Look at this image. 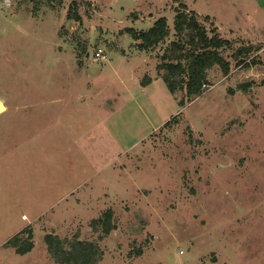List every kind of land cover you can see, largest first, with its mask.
I'll list each match as a JSON object with an SVG mask.
<instances>
[{"label": "rangeland", "instance_id": "rangeland-1", "mask_svg": "<svg viewBox=\"0 0 264 264\" xmlns=\"http://www.w3.org/2000/svg\"><path fill=\"white\" fill-rule=\"evenodd\" d=\"M179 12L229 42L200 95L164 78L172 43L191 47ZM160 17L164 41L134 37ZM0 100V151L59 127L7 152L3 212L31 219L37 187L65 185L0 264H61L47 235L96 243L98 264H264V0H0Z\"/></svg>", "mask_w": 264, "mask_h": 264}, {"label": "trees", "instance_id": "trees-1", "mask_svg": "<svg viewBox=\"0 0 264 264\" xmlns=\"http://www.w3.org/2000/svg\"><path fill=\"white\" fill-rule=\"evenodd\" d=\"M175 29L181 34V38L182 33L185 30L188 31V43L191 47L185 50V44L180 43V41L172 43L173 49L169 50V53L166 52V57L171 59L173 54H176V57H174L175 61L164 63L163 67L167 70L164 78L171 92L184 87L189 96L200 95L204 92V86L207 84L210 68L219 64L226 74L229 73V62L220 52V48L224 44L228 45L229 42L216 35L209 37L207 30L195 18H189L183 12H179L176 16ZM167 35V19L160 17L147 31L135 33L134 37L136 39L141 38L143 43L154 47L164 41ZM106 217L103 224L105 225V232L108 233L111 227L108 216ZM22 232L12 237L10 242L17 246L19 253L25 254L32 249L33 245L32 243L23 244L21 242ZM46 239L49 243V250L61 264H98L101 258L100 249L94 242L78 239L66 242L53 235H47Z\"/></svg>", "mask_w": 264, "mask_h": 264}, {"label": "crops", "instance_id": "crops-1", "mask_svg": "<svg viewBox=\"0 0 264 264\" xmlns=\"http://www.w3.org/2000/svg\"><path fill=\"white\" fill-rule=\"evenodd\" d=\"M6 110H7V105H6ZM37 117L38 116L36 115H31V117H29L26 120L25 124L32 119H37ZM36 123L37 122H32L31 126L28 127L29 132L24 136L23 139L20 140L15 139L16 142H14L12 145L10 144L6 145L3 148V150L0 151V229L1 231L4 230L6 233L5 234L6 238L1 240L0 247H3L4 244L12 245L15 247V245L10 242L11 238L14 237L17 233L23 231L27 227V225L31 224L32 222H35V220H37L38 218H41L42 215L45 214V212L49 209V206L53 205V203L60 201L62 195L64 194L65 185L64 182H62V178H63L62 175L60 180L49 183V187L47 185L42 186L41 184L37 187L34 193V197L36 199H39L40 203L38 206H36L35 203H33V198L32 197L30 198V200L32 201L31 219L30 216L26 214V212H21V216H20L21 221L20 219L18 221L17 218H14L11 215L12 213L11 211L9 212V214L3 212V209H5V207H3L2 203L6 200L5 197L6 195L4 193L5 185L3 179H5V174H6L5 171L9 168V164L14 163L13 156L20 155L22 153H24L25 155H34V156H36L37 153L41 154L43 152L42 148L46 144L47 129H48V133L59 131V127L56 121L52 123L50 127L44 126V124L35 125ZM7 152L12 153L13 156L9 155V157L6 159ZM75 180L73 178L71 180V183ZM18 193L19 192L15 190V197H17ZM10 204L12 207H14L12 200L10 201ZM15 204L17 207L16 198H15ZM27 220L28 222H26Z\"/></svg>", "mask_w": 264, "mask_h": 264}, {"label": "water", "instance_id": "water-1", "mask_svg": "<svg viewBox=\"0 0 264 264\" xmlns=\"http://www.w3.org/2000/svg\"><path fill=\"white\" fill-rule=\"evenodd\" d=\"M6 110V105L4 101L0 100V113Z\"/></svg>", "mask_w": 264, "mask_h": 264}, {"label": "built area", "instance_id": "built-area-1", "mask_svg": "<svg viewBox=\"0 0 264 264\" xmlns=\"http://www.w3.org/2000/svg\"><path fill=\"white\" fill-rule=\"evenodd\" d=\"M96 55H97L98 57H105V54L103 53V50H102V49H100V50L96 53Z\"/></svg>", "mask_w": 264, "mask_h": 264}]
</instances>
